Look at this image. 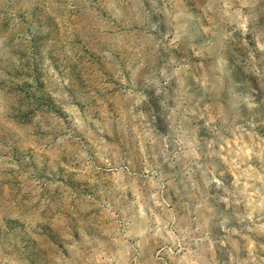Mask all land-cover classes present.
<instances>
[{"label":"rangeland","instance_id":"374dc122","mask_svg":"<svg viewBox=\"0 0 264 264\" xmlns=\"http://www.w3.org/2000/svg\"><path fill=\"white\" fill-rule=\"evenodd\" d=\"M0 264H264V0H0Z\"/></svg>","mask_w":264,"mask_h":264},{"label":"water","instance_id":"95a60500","mask_svg":"<svg viewBox=\"0 0 264 264\" xmlns=\"http://www.w3.org/2000/svg\"><path fill=\"white\" fill-rule=\"evenodd\" d=\"M193 142L191 141L190 144H192Z\"/></svg>","mask_w":264,"mask_h":264}]
</instances>
